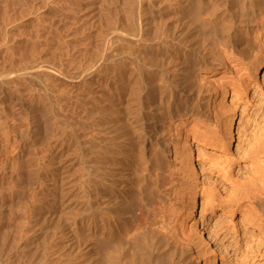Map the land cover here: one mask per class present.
I'll list each match as a JSON object with an SVG mask.
<instances>
[{"label": "bare ground", "instance_id": "obj_1", "mask_svg": "<svg viewBox=\"0 0 264 264\" xmlns=\"http://www.w3.org/2000/svg\"><path fill=\"white\" fill-rule=\"evenodd\" d=\"M0 22L14 30L9 34L34 40L28 41L33 50L44 44L39 49L48 53L57 43L59 49L51 48L66 55L60 65V54L37 61L25 43L31 56L25 52L30 57L23 67L15 63L21 68L11 71L8 59L2 63L10 71L0 74V94L19 104L26 93L37 102L35 114L27 108L35 116L31 142L23 141L19 127L18 136L10 132L14 145L9 142L28 164L36 162L39 144L52 140L44 143L48 157L41 150L46 162L35 156L44 162L33 172L43 182L41 202L36 197L40 204L19 224L33 223L28 231H36L28 237L17 226V250L53 249L66 264H198L200 258L229 264L214 234L208 233L212 245L202 239L194 218L202 173L195 146L223 149L233 139L235 114L214 131L211 113L224 109L235 80L248 82L264 71V0H0ZM43 131L51 136L44 132L49 138L38 144ZM251 163L257 177L250 194L228 205L246 204L264 233V136Z\"/></svg>", "mask_w": 264, "mask_h": 264}, {"label": "rangeland", "instance_id": "obj_2", "mask_svg": "<svg viewBox=\"0 0 264 264\" xmlns=\"http://www.w3.org/2000/svg\"><path fill=\"white\" fill-rule=\"evenodd\" d=\"M1 24H2V22H0V30L2 29V32L0 31V34H2L3 36L1 35L2 39L0 37V53L1 52L4 53V56H3V54H0V68L1 67H2L1 69L4 68L3 70H5L7 68V70L6 71L1 70L3 73H1V71H0V74H5L6 72L10 71L11 69H13L11 71H14L18 68L23 67L25 65L26 61H28L27 58H29L31 56L29 52H31V54H36L34 58L37 61H45V59H46V61H48L54 55L58 57L59 54H60V57H62V56H64V57L59 58V59H55L56 63H58L57 60L60 62V60H63L65 58L66 55H61L59 50L58 51L56 50L59 47L57 45V43L51 44L52 46H50V49L46 50V52H48V53L42 52L43 48H44V47L42 48V46H45L44 44H42L39 47V48H41L42 51L38 48V51H39V53H38L37 50H33V49H35L34 45H32V43L34 44V40L33 41L31 40L32 43L30 44L29 42H31V41L29 39H26L25 37L22 38L21 36H20L21 38H19V33L18 32L13 33L14 30L11 29V27H10V30H13V31L10 32V34H9V32H7L9 30L7 28H9V27L6 28L7 30L3 29V27H2L3 25H1ZM29 29L31 30L32 28L30 27ZM4 31L7 33H5ZM15 33L17 35H15ZM3 38L4 39L6 38V40H4L5 42L7 41V43H5V45L10 43V41H11L12 44L7 45V47H10V46L13 47V48L10 47L12 50L11 52H12L13 56L10 55L11 52L8 53L10 48H6V46L4 45ZM16 40L20 44H18ZM25 41H27V42H25ZM1 44H3V45H1ZM14 44L15 45L17 44L16 47ZM19 45H20V47L22 45L21 50H20ZM25 45H26V47H25ZM55 45L58 47H56ZM1 46H3V47H1ZM27 46L31 49H29ZM54 46L56 47V49L51 48ZM17 47L19 48V51H18L19 54L18 53L15 54L17 52L16 50H18ZM24 47L30 51L28 52V50H25ZM3 48H4V51H6V52L2 51ZM14 48H16V50ZM52 49L54 50V53H56L55 51H57L58 53L53 54ZM49 50L51 52H49ZM13 51H15L14 54H13ZM34 51H35V53H33ZM20 52H24V53L27 52V53H29L30 56L29 55L27 56V53H25V55H23L24 53L20 54ZM6 53H7V55H5ZM42 54L43 55L47 54L48 56L51 54V56L49 58H47L46 57L47 55L46 56L44 55L45 56L44 57ZM7 56H10V57L12 56V57L10 59ZM19 56L21 57L22 62H20ZM24 56H26L27 60L25 59ZM36 56H38V57H36ZM54 57L51 58L50 60L53 61ZM57 57H55V58H57ZM5 59H8V60L6 61ZM39 59H41V60H39ZM10 60H12V61L10 62ZM14 60H15V62H14ZM16 60H18V61H16ZM3 61H6V62L9 61L8 64H9V67H11V68H9L7 66L8 65L7 63L3 67L2 63L5 64V62H3ZM12 62H14V63L12 64ZM15 63L19 64V66H21V65L22 66L16 68L18 65L15 66L16 65ZM23 63H24V65H23ZM63 63H64V60H63ZM5 66H6V68H5ZM62 66H64V68L67 66L69 69L67 67L66 68L68 69V71H70V67L68 65L63 64ZM67 69H65V70H67ZM12 85H14V84H12ZM33 87L36 88L37 92L41 93L38 86L34 85ZM35 88H33L34 91H36ZM38 89H39V91H38ZM25 95H26V93H25ZM25 95L22 97V99H21L22 102H20L19 104H17L18 102L17 103L14 102L15 100L12 99L13 97L10 99L5 94H2L0 96V105H2L1 107L3 108L2 109L0 107V117H1L0 123L2 124V122H1V120H2V121H4L3 123L5 124L4 127L0 125V127H3V128H0V131L1 132L3 131V133L5 132L6 136H7V133L9 135L10 132L14 131L16 136H18L19 135L18 132L25 130L22 133L20 132L21 134L19 136H23V141L26 140V141H24L25 143H28V142L30 143L31 139H32L31 135H33V134L35 135V132H34V126H35L34 118H35V116L33 115V113H34L35 109L37 108V102L30 101L31 99L28 98L27 95L26 96ZM3 96H5V97H3ZM1 100H3V101H1ZM6 100H8V101H6ZM22 103L25 104L26 107H25V105H21ZM13 105L15 106V108ZM18 106H19L20 111L17 110ZM20 106H21V108H20ZM23 108H26V109L28 108L30 111L33 109L34 111H31V112H33V113H31L28 109L25 110ZM212 109H213V107H212ZM24 110L28 111V114L29 113L30 114L28 115L27 112H25ZM21 111H24L25 113L21 112ZM3 113H4V116H3ZM20 113L21 114L24 113V114L21 115ZM26 114L28 117L24 116ZM232 114H235V118H234V123H233V139L230 141L229 146H227L223 149H218L215 147H211L209 145L206 146L202 143L201 144L199 143V145L196 144V146H195V148L198 149L197 150V155H199L198 162L200 163V166L202 168V173H201V187H200L201 197H200V202L196 207V212H195L194 218L196 220V224L199 227V229H201V230L203 229L202 239L206 240L210 245H212V242L208 238V233L211 232V234H214L215 243H217L218 246H220V250H223L222 252L224 253L225 261H227L229 264H264V233H260L258 223L256 222L255 216L247 212L248 208L245 206L246 204H244L242 208H240V209L235 208L234 210L228 205L232 202H236L238 200V197L241 198L246 193L250 194V192L254 186L253 184L256 181L257 174H256L255 170L257 168H255V165H252L251 156L253 154L254 149L261 144V138L264 136V71L262 72V74L257 79L252 78L248 82H242V81L235 80L234 86L232 88H230V91L228 93V97L226 99V105H224V109L222 111L219 110L216 113L214 112L213 114L211 113V121L209 123L211 129H214V131H219V129H220L219 126L221 125V123H220L221 119H223L224 116H230ZM13 115H14V117H13ZM17 115H19V116H17ZM7 117H9V118H7ZM18 117H19V119H18ZM6 118L9 120H7ZM10 118H11V121L13 120L14 123L10 122ZM5 119L7 120V122H5L6 121ZM16 120H17V123H16ZM6 124L8 125L7 126L8 128H10V125H12L11 128L14 127L13 125H15V127H14V129L12 128L10 130V129L6 128ZM32 127H33V129H32ZM4 128H6V129L4 130ZM15 128L16 129L18 128L17 130H19V131L17 132V130H15ZM29 131H30V134L31 133H33V134L30 135ZM14 132H13V134H14ZM44 132L45 131L40 133L42 136L39 135L38 133L37 134L39 136L36 134L39 137V138L38 137L36 138V140H38V142L36 141V143L39 144V141L41 139L42 140L40 142L44 141L43 139L46 140V138L48 139L51 136V135L49 136V134L45 132L46 135L49 137L42 138V137H45ZM3 133L0 136V142H1L0 143V169H1L0 170V178L2 177L0 180V187H1V189H0L1 190L0 191V201H1L0 202V211H1V213H0L1 214V216H0V264H38V262L41 260L40 258H42V257H40V255H41L40 252L45 254V256H44V254L41 256H43L46 259L44 260V258H42L41 261H43V260L44 261L43 262L40 261L39 264L47 263L48 260H51V261H48L49 264H53V262L56 259H57L56 260L57 262L55 261V264L58 262H60V263L65 262V264H66V260L64 261L65 257L61 256V258H59L60 261H58V257L61 254H57V253L55 254V251H54V253H52L53 249H52V251L50 250L51 252L49 251V248L46 251H45V249L40 248L41 249V251H40V249H36L34 247L32 250L31 249L28 250V248H25L27 250H25V249L24 250L27 252H22L23 249L21 251L17 250V247L19 249L21 242H22V241H20V238H18L21 235L20 234L21 232H19V227L17 228V226L21 227V225H19V224H21V221L24 220V218L25 219L27 218L26 220H24V222L28 220L29 214H31L33 212V211L31 212V210L34 209V207H35L34 205L37 206V204L39 203V202L37 203V201L39 199H42L41 195L39 194L40 191L38 190V186L40 183H43V182L39 181V179L36 180V178H35L36 176L33 172H36L37 169L39 171H41L40 167H42L41 166L42 164H40V161L42 163L47 161V158L44 159L45 156L48 157V154L50 152L49 148H47L49 145H47V144L49 143L48 141H50L49 144H51L52 140L49 138L50 140L48 139V140H46V142L44 141L45 144L48 142L46 144L47 147H45L46 145L44 143H42V145L40 143L39 144L40 146H38V149L39 148L40 149L37 150V152H34L35 154H33V156L34 155L36 156L38 154V157L42 158L44 160V162L42 159H38V157L35 159V156H34L33 158L36 162L35 163L31 162V163L27 164V157L28 156L26 157V155H24V152H21L18 148L16 149L15 146L11 145V142L13 144V140H14V138H12V137L15 135L10 133V135H9L10 137L8 136V139H7V137L4 136ZM11 134H12V136H11ZM24 135L25 136L27 135L26 137L28 139L26 137L24 138ZM1 137H3L4 139L2 140ZM171 137H172V140L174 139L175 142H177L178 138L173 132L171 133ZM3 141L4 142L5 141H7V142L11 141V142H9V143L5 142V144H4ZM3 144H4V146H2ZM7 144H9V145H7ZM10 146H12V147H10ZM41 150L44 152L45 156L43 155V152ZM45 151H46V153H45ZM40 153H42V154H40ZM19 154H21V155H19ZM17 156H18V159H16ZM11 160H12V163H11ZM13 161H15V162H13ZM6 162H8V165ZM16 162H17V165L15 164ZM13 163L15 166L12 165V167L13 166L14 167L11 168V164H13ZM20 163L23 165H21ZM36 163H38V164H36ZM9 164H10V167H9ZM18 164H20L21 167H19L20 165L18 166ZM25 164L29 167L32 164H34V167L32 165V167L29 168ZM166 164H167V161H166ZM36 165L38 167L39 166L40 167L37 168ZM6 166H7V168L9 167L8 172H7ZM16 166L19 167L18 170L15 169ZM35 166L37 169H35ZM27 169H28V171H27ZM29 169H30V172H31V170H34V169L35 170L32 171L31 174H28V173H30ZM13 170H16V172ZM19 170H21V171L19 172ZM23 172H25V174H23ZM8 173L9 174L11 173L10 175H12L13 177L16 175L17 176L19 175V176L18 177L16 176V178H13ZM7 174L9 176V178H8V176H6ZM30 175H32L33 177ZM22 176H24V181H23ZM26 176H27V178H26ZM10 177L13 180H11ZM3 178H5L6 180ZM28 178H29V182L27 181ZM30 178L31 179L34 178V179L31 180ZM9 179H10V181H9ZM34 180L38 181V182H36V183H38L37 185H36ZM1 181H3L2 182L3 185H1L2 184ZM4 182H7V183L4 184ZM25 182H28V183H25ZM3 191H4L5 196L2 194ZM37 194L40 197H38ZM2 197L9 199V200H7V201H9L8 204L11 203L10 206L13 205V208H11L7 205L6 200L3 203V201L1 200ZM36 197L38 200L35 199ZM236 198H237V200H236ZM1 205H3V206H1ZM6 205L8 206V208ZM28 207H31L32 209L28 208ZM26 208L28 209V211ZM24 211H25V215H24ZM26 211H27V214L29 213L28 215L26 214ZM28 223H31V222H28ZM22 224H23V221H22ZM31 224H33V223H31ZM31 224L26 225L24 223V225H22L21 229L24 228L27 231L29 229L31 230V228L33 227V225H31ZM25 225L27 228L29 226H32V227L31 228L29 227L27 229L25 227ZM14 226L17 228V230ZM24 229H22V230L25 231ZM10 230H11L12 234L15 232L14 236L18 235V234H19V236L14 237L11 233L9 234L8 232H10ZM6 231H8V232H6ZM16 231H18L17 234H16ZM35 231H36V229L34 230V232L28 231L29 233L27 232V234H29V235H27L25 232L24 233H25V236L29 237L30 235L32 236L33 235L32 233H35ZM6 235H8V238L11 240H13V238H15L16 240L19 239L18 241L20 242V244H18L19 242L15 243L17 241L13 242L15 239L13 241L8 240ZM10 236H13V238ZM50 241L51 240L49 239V242ZM14 243L16 245H14ZM50 243H52V241ZM34 250L36 251V253H35V255L33 254V256H32L31 253H34L35 252ZM42 250H44V251H42ZM47 251L49 254L46 253ZM20 252H22V253H20ZM53 254H55V256ZM49 256H51V257H49ZM20 257H22V258H20ZM29 258H32V259L30 260ZM49 258H51V259H49ZM31 262H34V263H31ZM197 263L198 264H204V261H203V259L200 258L199 262H197ZM216 264H223L220 258H216Z\"/></svg>", "mask_w": 264, "mask_h": 264}]
</instances>
